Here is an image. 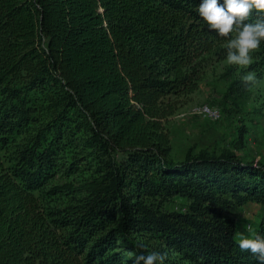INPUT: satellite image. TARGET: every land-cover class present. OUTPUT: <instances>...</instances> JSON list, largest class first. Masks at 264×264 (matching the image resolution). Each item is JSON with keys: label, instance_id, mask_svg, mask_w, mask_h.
Returning a JSON list of instances; mask_svg holds the SVG:
<instances>
[{"label": "trees", "instance_id": "1", "mask_svg": "<svg viewBox=\"0 0 264 264\" xmlns=\"http://www.w3.org/2000/svg\"><path fill=\"white\" fill-rule=\"evenodd\" d=\"M200 3L0 0V264H258L232 211L260 203L264 235V161L171 154L169 117L225 56Z\"/></svg>", "mask_w": 264, "mask_h": 264}, {"label": "rangeland", "instance_id": "2", "mask_svg": "<svg viewBox=\"0 0 264 264\" xmlns=\"http://www.w3.org/2000/svg\"><path fill=\"white\" fill-rule=\"evenodd\" d=\"M224 47V44H223ZM225 56L216 54L206 64L199 87L184 96L178 109L169 117L172 156L183 158L186 151L205 150L219 153L233 150L245 157L264 161V53L253 52V63L248 68L226 63ZM255 72L257 84L242 93H228V85L246 72ZM200 105L218 108L220 116L211 119L194 109ZM245 126L244 139L236 145L239 128ZM232 215L236 218L235 239L240 233L256 232L263 215L260 203L254 200L235 205Z\"/></svg>", "mask_w": 264, "mask_h": 264}, {"label": "clouds", "instance_id": "3", "mask_svg": "<svg viewBox=\"0 0 264 264\" xmlns=\"http://www.w3.org/2000/svg\"><path fill=\"white\" fill-rule=\"evenodd\" d=\"M264 13V0H201L197 11L210 32L223 38L226 43V63L248 68L253 63V52L264 43V20L248 22L253 11ZM246 87L255 86V72L241 76ZM236 244L241 252L254 256L258 264H264V235L248 230L240 233ZM129 255H132L129 253ZM167 253L152 251L135 256L134 264H164Z\"/></svg>", "mask_w": 264, "mask_h": 264}, {"label": "bare ground", "instance_id": "4", "mask_svg": "<svg viewBox=\"0 0 264 264\" xmlns=\"http://www.w3.org/2000/svg\"><path fill=\"white\" fill-rule=\"evenodd\" d=\"M194 111L198 113H205V114H213V112H216L217 115H220L218 108L209 107L207 105H200L196 107Z\"/></svg>", "mask_w": 264, "mask_h": 264}, {"label": "built area", "instance_id": "5", "mask_svg": "<svg viewBox=\"0 0 264 264\" xmlns=\"http://www.w3.org/2000/svg\"><path fill=\"white\" fill-rule=\"evenodd\" d=\"M199 114H201L203 116H207L211 119H217L220 116V115H217L216 112H213V114H205V113H199Z\"/></svg>", "mask_w": 264, "mask_h": 264}]
</instances>
